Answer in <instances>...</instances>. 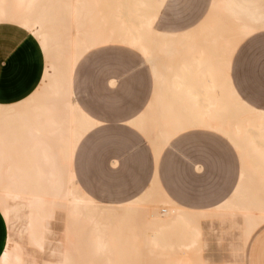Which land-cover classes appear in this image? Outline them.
<instances>
[{"label":"bare ground","instance_id":"obj_1","mask_svg":"<svg viewBox=\"0 0 264 264\" xmlns=\"http://www.w3.org/2000/svg\"><path fill=\"white\" fill-rule=\"evenodd\" d=\"M109 2L0 0V23L8 22L31 33L38 40L46 61L43 81L33 95L24 103L0 107V211L10 232L0 264H37L12 238L13 228L23 212L24 225L20 234L26 236L36 254L44 255L49 251L51 260L44 261V264H83L85 259L84 264H124L120 261L122 258L117 257L123 245L110 241L113 233L109 230L117 222L119 227L113 230L121 228L119 231H122L131 224L134 226L137 207L140 208L150 197H157V204L162 202L171 209L169 207L167 213L164 211L165 215L150 210V220L144 228L147 229L145 234L150 233L146 245L157 249V237L173 234L175 230L191 231V239L186 238L175 246L180 255L193 252L196 258L199 249H193L198 247L199 229L188 227L198 214L179 208L156 188V183L135 201L119 206L93 201L75 183L71 155L79 139L75 127L87 119L71 99L70 79L83 54L107 43L129 45L147 59L152 56V47L157 50L162 60L158 80L164 93L175 90L190 93L174 100L177 103L187 99L189 104L186 107L177 106L184 110L182 112L170 111L173 100L164 97L163 116L168 128L164 141L195 126L211 128L228 138L240 152L242 174L236 190L214 208V215L222 223L228 222L230 230H239L240 225L235 219L240 217L246 241L264 223V113L247 107L229 82L232 54L251 31L233 27L212 12L187 34L161 35L153 31L152 25L164 0H123L125 12L116 17L109 16L108 10L113 8ZM61 105L69 113L74 143L66 155H46L49 138L56 137L58 144L60 142ZM21 129L32 133L28 150L31 154L22 155V160L14 164L9 153L17 148L11 144ZM56 151L59 152V147ZM56 211L66 214V225L58 245L49 249ZM207 213L204 216H208ZM202 217L200 215V219ZM192 226L196 227L197 223ZM81 231H87L88 235L85 244L89 254L86 252L84 256L81 255L84 251L77 249L78 241H74L77 235H83ZM163 248H168L167 243Z\"/></svg>","mask_w":264,"mask_h":264},{"label":"crops","instance_id":"obj_2","mask_svg":"<svg viewBox=\"0 0 264 264\" xmlns=\"http://www.w3.org/2000/svg\"><path fill=\"white\" fill-rule=\"evenodd\" d=\"M165 2L166 0H164L158 15ZM212 12L233 27L251 31V34L244 38L238 46L264 32V0H212L210 13ZM153 31L170 36H181L191 32L185 31L177 34L175 32L155 31L154 29ZM33 39L45 60L44 52L38 40L31 33L8 22L0 23V107H13L24 103L35 93L43 81L46 65L42 68L41 56ZM108 44L113 43L94 47L83 54L74 66L70 79L71 99L87 119V121L77 123L75 127V135L79 136V139L75 147L72 148L71 155H73V161L75 160V171L72 167V172L75 175L76 185L86 196L97 202L95 199H99V196H96L94 192L92 196L88 195L77 181V176L83 175L81 172L83 155H92L93 176L101 174L102 165L105 175L115 177V179L122 177L121 181L124 185L120 190L109 191V199L120 201L119 203L100 204L119 206L131 203L156 183V188L179 208L198 214L194 218L195 223H197L195 229H199L198 238L200 239L198 240V247L193 250L199 249L196 255L199 254V256L204 257L203 262L199 264H264V228L257 232L264 227V223L251 233L249 238L252 235L253 237L248 238L245 243L243 235L230 231L228 222L205 220L209 216L208 213L213 212L214 208L231 197L239 184L242 174V160L235 145L223 134L202 126L183 129L172 135L166 142L164 141V133L168 130L165 127L163 116L164 97L167 99L169 96L173 100V107L170 111L179 110L182 112L184 110L177 106L186 107L189 102L187 99L186 101L183 99L184 102L181 100V102L175 103L174 100L176 97L188 96L190 93L183 90L164 93L158 80V76L162 73V60L154 47H152V56L149 59L137 50L150 64V72L154 82L150 102L147 98V89L142 87L138 93H130L133 102L129 105H107L106 109L103 110L107 114L100 113V109L95 108V106H81L76 101L74 97V75L79 62L88 52ZM117 44L133 48L126 44ZM238 46L232 54L231 61ZM231 61L229 82L234 93L247 107L264 113V109L257 108L242 98L232 78ZM110 85H113V81L110 82ZM124 106L125 109L123 110L127 114L123 117L108 114L118 111L119 107ZM59 115L61 121L60 142L58 144L56 137H54L56 140L49 138L46 142V155H66L70 151L69 147L74 143V132L69 121V113L63 109L62 105ZM205 130L224 136L236 150L239 162L237 155H221L220 148H213L211 135ZM148 133L150 134V144L144 138V134L148 135ZM31 134V131L21 129L13 139L11 144L13 147L18 142L26 145L22 148V155L31 154L28 151ZM18 136H22V138L18 139ZM167 146L170 147L167 149ZM57 147H59V152L56 151ZM14 151L9 154L12 155ZM206 212H208L206 214L208 216H204ZM214 213L210 218H217ZM200 215L203 216L201 219ZM197 216H199V220H197ZM188 234L190 238H188ZM192 234L187 232L183 238L191 239ZM7 239L8 227L0 211V259L5 251Z\"/></svg>","mask_w":264,"mask_h":264},{"label":"rangeland","instance_id":"obj_3","mask_svg":"<svg viewBox=\"0 0 264 264\" xmlns=\"http://www.w3.org/2000/svg\"><path fill=\"white\" fill-rule=\"evenodd\" d=\"M109 1H111L109 4H113V8L110 5L112 9L108 10L110 17L120 16L125 12L122 2L123 0ZM211 1L212 0H166L163 9L158 15L157 21L153 26V29L155 31L175 32L177 34H181L185 31H192L201 21H203L206 17H209ZM119 2L120 6H118ZM33 41L39 50L43 68L46 65V62L36 41L34 39ZM231 65L232 78L242 98L250 102L253 106L264 109V32L259 33L253 38L241 43L233 55ZM111 81H113V85H110ZM141 87L147 89V98L148 102H150L154 90V82L150 72V64L146 62L145 58L137 50L117 43L108 44L104 47H100L88 52L79 62L74 75V97L76 101H78L81 106H95V108L100 109V113L103 114H107L106 111L103 112V110L106 109L107 105L109 104L129 105L131 102H133V97L130 95V93H138ZM123 109H125V106L119 107L118 111L110 112L108 114H114L117 117H123L127 114ZM205 131L211 135L212 147L220 148L221 155H237L238 158L236 150L224 136L209 130ZM17 138L21 139L22 136H18ZM144 138L150 144V134H144ZM15 146L17 149L12 153V155H9L12 157V162L14 164H18V162L22 160V148L26 147V145L24 143L18 142ZM169 147L170 146H167L166 148L168 149ZM91 158L92 155H83V161L81 164V172H83V175H76L78 183L88 195L92 196V193L94 192L96 196H99V199H95L99 203H119L120 201H115L113 199L111 200L108 196L110 190H120L123 188L121 181L122 177L115 179V177H109L105 175V170L103 169L102 165L100 169L101 174L99 176H93ZM72 167L75 171V160L72 162ZM157 201V197H150V199H148L145 204L140 205V208L139 206L137 207L138 210L135 214V219L138 221L133 220L134 226L131 224V226L125 230L119 231L121 228H117L116 230L118 231H116L113 229L119 227L117 222L115 225H113L114 228L112 227V230H109V232L113 233V235L110 234V241H112V243L115 242L117 244L123 245V248L119 249L121 252H119L117 249V251L121 253L120 256L117 257H121L122 260L120 261L124 264L202 263L204 257L196 255L195 258L193 252H189L190 254L187 252V255H180L178 252V247L176 249L178 243L180 244L181 241L185 240L183 237L186 236L187 231L184 232L181 230V232L180 230H175L174 232L176 233L172 231L173 234H163L157 237V241L159 242V248L156 246L157 249L155 247L152 248V246L150 248V246L146 245V239L150 233L147 231L148 233L146 232L145 234L147 229L144 230V228H147V220H150V210H157V212L161 213V215H165L170 211V206L167 207V205H163L164 203L162 202H160L161 204L159 202V204H157ZM164 211H166L165 214L163 213ZM213 213L214 211L212 214ZM173 216L174 215L169 216V218H172ZM210 216L211 212L209 213L208 218H205V220H221L218 217L209 218ZM65 218L66 214L64 212L56 211L55 218L52 221V237H50L49 240L51 243L49 245V249H54V247H56L58 242L61 240L63 231L65 229L64 226L66 225ZM132 219H134V216ZM235 221L238 222L240 228L239 230L231 229L230 231L243 235L241 228L242 219L240 217H236ZM124 222L127 223V220ZM112 223L113 222H111V224ZM121 224H123V222H120V225ZM189 224L190 225L188 229L191 228L192 230V228H195V226H192L196 224L195 218ZM23 225L24 212L19 215L18 222L13 228L14 233L12 235L13 240L22 246L24 254L33 257L37 264H44V261L51 260L48 250L44 255H38L35 253L33 247L29 244V242H27L28 240L26 236L24 234H20ZM83 227H81L82 230H85ZM263 228L264 227L259 229L257 232ZM87 231L85 233L81 231L82 233L80 232V234L83 235H77L76 238L78 239H74V241H78L77 243H79L77 244L78 251H84V253L82 252L83 254H81L82 256H84L86 252L89 254V248H87L85 244L86 240H88V235L86 234ZM9 233L10 232H8V236H10ZM252 237L253 235L250 238ZM160 238H162V240ZM244 242H247L245 238ZM165 243H167L168 248H163ZM131 244L134 246H130ZM88 258L91 259L90 256ZM198 258L201 259L196 260ZM26 259L28 261L30 260L27 257Z\"/></svg>","mask_w":264,"mask_h":264}]
</instances>
